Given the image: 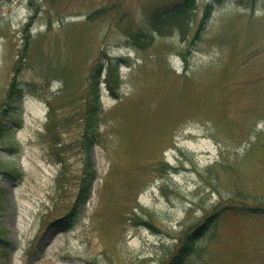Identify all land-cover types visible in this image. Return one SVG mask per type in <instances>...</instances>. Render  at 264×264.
I'll list each match as a JSON object with an SVG mask.
<instances>
[{"label": "rangeland", "instance_id": "1", "mask_svg": "<svg viewBox=\"0 0 264 264\" xmlns=\"http://www.w3.org/2000/svg\"><path fill=\"white\" fill-rule=\"evenodd\" d=\"M178 1L0 0V264H166L227 204L242 211L221 212L183 264H264V215L247 211L264 207V0H194L184 35L148 27ZM86 176L73 223L48 228Z\"/></svg>", "mask_w": 264, "mask_h": 264}, {"label": "trees", "instance_id": "2", "mask_svg": "<svg viewBox=\"0 0 264 264\" xmlns=\"http://www.w3.org/2000/svg\"><path fill=\"white\" fill-rule=\"evenodd\" d=\"M193 9H194V0H179L178 2L174 3L165 10L156 9L153 12H151V16L148 17V27L152 28L153 31H156L160 34L166 32V29L170 27H175L179 31V33L184 35L187 31L188 26L191 23L194 13V11L192 12ZM99 11L100 10H96L90 13L88 17L89 18L95 17V15L99 13ZM206 14L207 15L209 14L208 8L206 9ZM129 34L134 42L138 43L139 45L145 44L142 42L143 40L141 39L143 35L141 30L130 32ZM113 68L115 73L117 69L114 65ZM98 69L99 66L95 68V70L92 71L89 75L90 78H92V80L90 81V85L88 88L90 92L88 104L84 111L85 129L83 132L82 144H81V146H83L84 150L86 151L90 150L91 146L94 143V139L98 135V130H97V117L99 113V100H98V90H97L98 89L97 73L99 72ZM117 78L118 77L115 74L114 81H118ZM116 84L117 82H115V86L112 87V90H114V88L116 89ZM19 89L20 87L18 86L16 81L13 80L7 95L12 97L15 94L20 93ZM3 115L5 114L4 113H2V115L0 114V118L3 117ZM5 121L6 119L3 118L0 119V138L4 133V131L6 130V127L8 126L7 122ZM49 125H48V133H50L49 131H51L52 135L55 136L52 126ZM225 168L229 170V172H231L232 174L236 172L235 170L236 168L232 166H228V164L227 166H225ZM231 169H233L234 171L233 170L231 171ZM94 171L95 168L90 165V169L88 170L87 175L92 176L94 174ZM4 172H6L7 174H14L15 176H19L18 170L15 169L14 170L5 169ZM89 176H86L82 180L81 187L79 189L77 199L73 208L62 217H59L51 221L49 223V226H69L73 223V221L75 220V216L78 215L77 212L78 206H80L84 202V199L88 194L90 184H89V179H87V177ZM5 194H6L5 189L0 187V207L4 206L3 204H4ZM247 205H248L247 206L248 212L264 215V207H256L249 204ZM224 210L239 213L242 211V208L238 207L237 204H227L225 206H218L217 208H215V210H213L211 213H209L208 215L204 216L201 220H199V222L196 223L195 227H193L192 230L190 229V231L189 230L186 231L185 236L179 238L175 250H173L171 254H169L168 258H166L164 262L166 261V264H183L185 260L193 256V254L196 253L199 255V253L201 252V248H199V240H200L199 238L201 236L199 238L196 237L199 236L202 232H205L206 234L213 233V229L215 228L216 222L218 220V216ZM211 219L213 222L208 227ZM208 229L210 230L208 231Z\"/></svg>", "mask_w": 264, "mask_h": 264}]
</instances>
